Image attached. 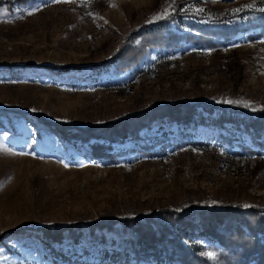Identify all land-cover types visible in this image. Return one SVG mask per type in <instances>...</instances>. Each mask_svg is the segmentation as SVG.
Here are the masks:
<instances>
[{
  "label": "rangeland",
  "instance_id": "1",
  "mask_svg": "<svg viewBox=\"0 0 264 264\" xmlns=\"http://www.w3.org/2000/svg\"><path fill=\"white\" fill-rule=\"evenodd\" d=\"M250 3L257 7H242ZM169 5L171 15L177 12L190 23L202 25L245 10L264 25L261 0H0V264H68L36 238L33 230L50 224L140 218L201 201L264 210V148H254L260 151L255 155L235 154L241 143L252 148L248 135L230 124L226 129L212 124L230 113L231 105L264 110L259 22L220 40L215 50L188 42L174 53L152 52L136 78L101 72L126 35L162 20L156 17ZM180 102L197 105L183 131L177 122L141 115ZM34 115L78 128L128 121L124 130H108L82 143L62 138ZM146 121L150 125L141 126ZM181 134L187 135L184 141L172 145ZM227 134L231 139L225 142ZM95 145L110 146L97 151L109 157L91 155L88 148ZM19 228L25 231L14 233ZM137 231L116 225L104 232V246H77L78 260L95 261L103 247L117 248L119 239ZM185 231L182 245L221 247L201 229ZM256 239L264 242L261 234ZM163 245L148 254L132 250L108 264H169L164 257L174 246Z\"/></svg>",
  "mask_w": 264,
  "mask_h": 264
},
{
  "label": "trees",
  "instance_id": "2",
  "mask_svg": "<svg viewBox=\"0 0 264 264\" xmlns=\"http://www.w3.org/2000/svg\"><path fill=\"white\" fill-rule=\"evenodd\" d=\"M262 13L261 17L264 18V12ZM186 18V16L175 12L167 18L153 24L142 25L130 32L125 36L118 50L103 63L101 72L113 76L128 72L133 78H136L140 74L141 64L149 58L152 52L156 51L162 55L174 53L188 42L197 48L215 50L221 44L220 40L225 42L240 32L257 28L256 22H259V25L264 28L262 22L259 21L260 19L256 17V13L245 10L233 14L218 15L202 25L190 23ZM68 69L66 67L61 68L59 72ZM245 105L248 104L229 106L230 113H224L218 120L212 121V124L223 129H226V124H230L233 130L246 133L252 143V148L241 143L234 153L255 155L260 151L257 152L254 148L258 150L264 148L262 142L264 138V110L256 109L252 105ZM196 106L181 102L166 104L148 110L141 115L148 114L151 119L166 118L170 122H177L179 129L183 131L193 121ZM199 106H203L208 112L211 111L209 106L198 104ZM34 116L38 117V120L44 121L41 116ZM127 121H114L87 128H78L64 123L44 122L62 138L67 140L79 139L83 143L94 138V136L100 138V133L107 134L112 129L121 128L120 130H124ZM144 125L148 126L150 123L146 121L141 126ZM123 132L120 133L123 134ZM130 135L133 138L136 137L135 132H131ZM227 135L223 139L225 142L231 139L229 138L231 134ZM186 137V134H181L177 139H172L171 144L178 145ZM107 138L101 137V139ZM121 141L125 142L126 140L122 137ZM189 144L202 150L196 141H189ZM99 149L109 150L110 146H89L88 151L99 159H102L100 156L109 157L108 154L97 152ZM195 216L200 225L198 227L197 223L192 222ZM121 224L133 225L138 228V231L135 235L128 234L126 240L119 239L120 244L117 248L113 247L109 250L106 249V246L103 247L95 261L78 260L80 255L77 246H81L82 243H100L104 246L108 243L104 232H111L116 225ZM186 228L201 229L202 235L206 234L217 240L221 247H203L198 244L182 245L179 238L186 236ZM23 231L25 228H19L14 233L20 234ZM33 231L36 238L54 258H68V264L70 262L72 264H108L115 258L127 257L132 250L140 252L142 249L141 252L145 254L159 247L163 250L162 244H164L163 246L170 244L174 246L173 252L164 257L169 264H174V260L179 264H264V242L256 239L258 234L264 236V210L255 207L219 205L201 201L180 208L160 209L156 212L147 213L140 218L125 217L117 220L76 222L70 225L50 224L38 227ZM109 239L113 240L114 237ZM112 243L114 244V242ZM59 246H67L69 251L63 252V248H56ZM205 252H211L213 256L210 258L202 255Z\"/></svg>",
  "mask_w": 264,
  "mask_h": 264
},
{
  "label": "snow or ice",
  "instance_id": "3",
  "mask_svg": "<svg viewBox=\"0 0 264 264\" xmlns=\"http://www.w3.org/2000/svg\"><path fill=\"white\" fill-rule=\"evenodd\" d=\"M53 2H55V3H61V2L67 3V2H70V0H53ZM261 2H262V4H264V0H261ZM242 7L255 9L257 7V5L255 3H250V4L244 5ZM172 10H174V9L172 8L171 5H169V7L165 8L163 10V12L158 14V16L156 18H158V19L167 18V17H169L171 15ZM259 10L264 12V6L260 7ZM197 11H203V10L202 9H197ZM29 14H32V13H29ZM148 22L151 23L152 21H148ZM225 102L226 103H232V101H225ZM245 106H248V105H245ZM253 110H256V109H253ZM244 207H248V205H244ZM202 255H206V256L211 258L213 256V253L205 252V253H202Z\"/></svg>",
  "mask_w": 264,
  "mask_h": 264
}]
</instances>
